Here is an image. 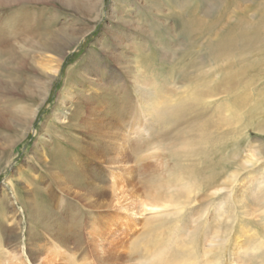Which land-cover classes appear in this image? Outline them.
<instances>
[{"label": "rangeland", "instance_id": "rangeland-1", "mask_svg": "<svg viewBox=\"0 0 264 264\" xmlns=\"http://www.w3.org/2000/svg\"><path fill=\"white\" fill-rule=\"evenodd\" d=\"M197 3L31 0L0 5V244L5 250L16 249L36 228L29 210L23 216L9 182L30 210L48 206L51 221L61 222L62 211L73 209L72 198L61 191L68 184L60 187L55 178L90 160L109 173L97 134L114 125L110 131L119 133L155 127L142 113L127 74L136 55L154 54L140 64L147 65L146 75L159 88L165 113H180L179 128L153 138L142 154L165 148L166 155L185 136L194 144L210 138L228 158V192L222 188L225 180L201 192L193 183L172 181L173 188H161L145 208L121 186L123 206L102 219L106 231H147L139 247L151 243L152 249L138 264H264V0H204L206 21L214 28L192 41L183 21ZM220 40L222 53L217 52ZM231 40L240 43L227 47ZM164 55L179 69L174 79L159 68ZM234 177V184L243 182L240 187L247 189L243 237L234 226L237 197L228 194ZM156 213L160 216H152ZM227 213L232 232L225 225ZM176 236L186 246L184 254L173 250Z\"/></svg>", "mask_w": 264, "mask_h": 264}, {"label": "bare ground", "instance_id": "bare-ground-1", "mask_svg": "<svg viewBox=\"0 0 264 264\" xmlns=\"http://www.w3.org/2000/svg\"><path fill=\"white\" fill-rule=\"evenodd\" d=\"M27 1L31 2V0H0V5L14 2L20 4ZM203 2L204 0H199L189 17L183 21L185 35L192 37V41L199 40L200 32H211L214 28L210 22L206 21L208 14ZM200 12L204 15H199ZM238 42L240 43L239 40H231L226 43V46L232 47ZM217 52L222 53V41L217 47ZM143 56L136 55L135 63L131 68L128 67L127 74L129 80H132L137 99L140 100L142 113L152 117L155 127L150 124L146 128L119 133L118 130L110 131L114 125L107 126L108 131L103 130L97 134L101 145L100 153L106 157L104 165L107 166L109 173L105 174L100 166L90 160L71 166L69 169L66 168L60 173L59 179L55 178L60 180V187L63 183L68 184L67 190H64L62 186L61 191L72 198V201L66 200V202L71 204L73 209L66 213L62 211V215L65 216L61 222L60 220L59 222L51 221L48 206L38 205L37 208L32 207L35 212L30 210L21 198L22 195L16 191L12 182H9L18 205H23V216L27 215L28 210L32 213L33 220L30 224L35 225L36 232L30 229L29 235L27 233L26 238L21 239L16 249L5 250L0 244V264H138L137 260L141 256L143 258L150 256L152 249L151 243L146 244L144 248L139 247L147 231L139 233L132 227L123 231L116 228V231L110 232V236L106 238L109 234L105 229L106 225L102 223V219L110 210L117 209V205H122V198L118 194L121 186L127 194L138 199L145 208H149L147 202L151 201L154 194L159 193L161 188L172 189L174 186L172 181L193 183L201 192L225 180L222 188L226 193L228 192V189H225L228 188L227 180H229L228 158L218 152L221 148H218L215 141L210 138L205 137L201 139V142L197 141L194 144L191 136H185L181 139L182 143L175 142L172 150L168 149L169 152L167 151L166 155L165 148L158 154L148 156L142 154L144 146L152 142L153 138H161L166 134L169 136L172 131H176L179 127L175 123L180 117V113L173 110L165 113L166 106L159 101V88L146 75L147 65L144 67L140 64L147 58L153 59L154 54ZM165 59V55L158 59L159 68L165 70L169 78L174 79L179 75V69ZM166 122H169L172 127L164 125ZM166 127L170 128L166 129ZM178 135L183 134L180 131ZM182 145L190 150L180 152L176 149ZM114 174H118L120 179H114ZM235 181L234 177L229 188L231 192L228 194L237 197L233 207L237 208L239 217L234 226L235 231L243 237L248 229L243 219L249 211H247L249 209L247 198L244 197L247 189L245 185L244 188L240 187L243 182L234 184ZM196 196V193L192 195L194 201ZM190 199L191 195L186 197L187 202ZM150 208L155 210L159 207L150 206ZM152 216H160V213ZM227 216L225 225L227 230L232 232L230 213H227ZM167 238L170 240L171 237ZM157 239H159L157 242L161 241V238L155 240ZM174 246L175 253L184 254L186 246L180 237L176 236ZM42 255L44 257H41ZM155 263L148 262V264Z\"/></svg>", "mask_w": 264, "mask_h": 264}]
</instances>
